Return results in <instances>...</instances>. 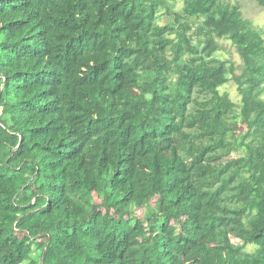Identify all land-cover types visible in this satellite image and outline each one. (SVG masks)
I'll return each instance as SVG.
<instances>
[{"label":"trees","instance_id":"obj_1","mask_svg":"<svg viewBox=\"0 0 264 264\" xmlns=\"http://www.w3.org/2000/svg\"><path fill=\"white\" fill-rule=\"evenodd\" d=\"M182 1L0 0V264H264V38Z\"/></svg>","mask_w":264,"mask_h":264},{"label":"rangeland","instance_id":"obj_2","mask_svg":"<svg viewBox=\"0 0 264 264\" xmlns=\"http://www.w3.org/2000/svg\"><path fill=\"white\" fill-rule=\"evenodd\" d=\"M232 6L238 5L243 12L244 18L251 22V25L254 27L256 31H258L261 36L264 38V10L259 7V5L253 0H222ZM184 4L182 0H178V3L175 6L176 10H181ZM169 21V17H164L162 20V24H165ZM220 51L216 54V57L227 61H233L236 64H240L239 57L232 47L229 41H221L220 42ZM221 92L229 94L230 98L237 104H240L241 95L238 92V87L234 82L227 84L224 88H222ZM261 99L264 101V93L261 96ZM1 112V110H0ZM246 131V126L244 124L240 125V132ZM179 140L177 136L173 138V143H176ZM198 161H193L192 164H196ZM155 205V204H154ZM137 216L140 218H146L147 213L142 209L137 211ZM234 244H239L237 240L233 238ZM254 248H249L248 251L253 252Z\"/></svg>","mask_w":264,"mask_h":264},{"label":"water","instance_id":"obj_3","mask_svg":"<svg viewBox=\"0 0 264 264\" xmlns=\"http://www.w3.org/2000/svg\"><path fill=\"white\" fill-rule=\"evenodd\" d=\"M1 93H2V92L0 91V95H1Z\"/></svg>","mask_w":264,"mask_h":264}]
</instances>
